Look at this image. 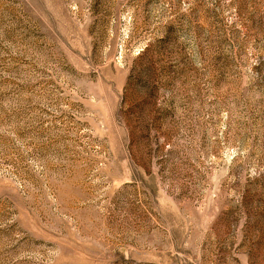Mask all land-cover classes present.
<instances>
[{"label": "rangeland", "instance_id": "rangeland-1", "mask_svg": "<svg viewBox=\"0 0 264 264\" xmlns=\"http://www.w3.org/2000/svg\"><path fill=\"white\" fill-rule=\"evenodd\" d=\"M0 264H264V0H0Z\"/></svg>", "mask_w": 264, "mask_h": 264}]
</instances>
